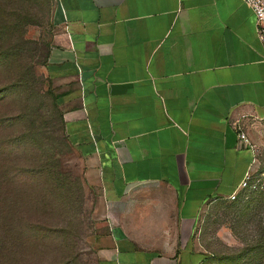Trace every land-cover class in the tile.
<instances>
[{
    "label": "crops",
    "instance_id": "0c3cea01",
    "mask_svg": "<svg viewBox=\"0 0 264 264\" xmlns=\"http://www.w3.org/2000/svg\"><path fill=\"white\" fill-rule=\"evenodd\" d=\"M50 1L49 91L104 208L96 262L201 264L203 209L229 200L253 158L264 166V60L251 7Z\"/></svg>",
    "mask_w": 264,
    "mask_h": 264
},
{
    "label": "rangeland",
    "instance_id": "374dc122",
    "mask_svg": "<svg viewBox=\"0 0 264 264\" xmlns=\"http://www.w3.org/2000/svg\"><path fill=\"white\" fill-rule=\"evenodd\" d=\"M50 0H0V264H98L95 182L65 138L48 87ZM201 264H264V191L207 203Z\"/></svg>",
    "mask_w": 264,
    "mask_h": 264
},
{
    "label": "built area",
    "instance_id": "2783aa9c",
    "mask_svg": "<svg viewBox=\"0 0 264 264\" xmlns=\"http://www.w3.org/2000/svg\"><path fill=\"white\" fill-rule=\"evenodd\" d=\"M252 9L255 16L256 37L263 49L264 60V0H242ZM238 138L247 146L254 149L245 132L239 131ZM240 191L250 193L264 191V166L257 157L253 158L236 188L228 195L227 199L235 200Z\"/></svg>",
    "mask_w": 264,
    "mask_h": 264
},
{
    "label": "trees",
    "instance_id": "16d2710c",
    "mask_svg": "<svg viewBox=\"0 0 264 264\" xmlns=\"http://www.w3.org/2000/svg\"><path fill=\"white\" fill-rule=\"evenodd\" d=\"M47 54V53H46ZM46 58V57H45ZM51 94V93H50ZM52 96V95H51ZM52 99H53V96H52ZM53 101H54V99H53ZM54 104H55V101H54ZM55 106H56V104H55Z\"/></svg>",
    "mask_w": 264,
    "mask_h": 264
}]
</instances>
